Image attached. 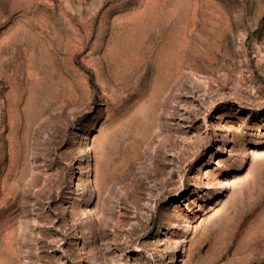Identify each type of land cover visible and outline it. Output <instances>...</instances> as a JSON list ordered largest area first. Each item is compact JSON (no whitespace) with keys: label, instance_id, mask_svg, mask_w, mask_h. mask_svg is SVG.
Returning a JSON list of instances; mask_svg holds the SVG:
<instances>
[{"label":"rangeland","instance_id":"rangeland-1","mask_svg":"<svg viewBox=\"0 0 264 264\" xmlns=\"http://www.w3.org/2000/svg\"><path fill=\"white\" fill-rule=\"evenodd\" d=\"M0 264H264V0H0Z\"/></svg>","mask_w":264,"mask_h":264}]
</instances>
